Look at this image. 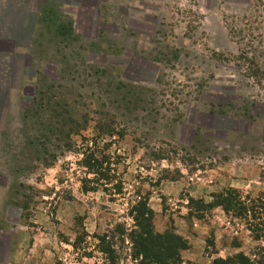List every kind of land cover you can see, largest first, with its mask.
Instances as JSON below:
<instances>
[{
  "label": "rangeland",
  "instance_id": "374dc122",
  "mask_svg": "<svg viewBox=\"0 0 264 264\" xmlns=\"http://www.w3.org/2000/svg\"><path fill=\"white\" fill-rule=\"evenodd\" d=\"M124 8L141 24L129 32ZM69 13L8 137L19 216L0 264H105L93 235L130 225L138 193L157 231L187 239L182 264L248 250L244 226L207 204L228 188L264 195V0L101 1L75 37ZM118 245L117 262L136 264Z\"/></svg>",
  "mask_w": 264,
  "mask_h": 264
},
{
  "label": "crops",
  "instance_id": "0c3cea01",
  "mask_svg": "<svg viewBox=\"0 0 264 264\" xmlns=\"http://www.w3.org/2000/svg\"><path fill=\"white\" fill-rule=\"evenodd\" d=\"M62 1L63 4L59 0H0V263L11 256L17 232L11 226H16L19 216L18 207L9 199L14 176L10 162L13 151L8 137L18 132V118L27 111V106L34 103L36 84L43 72L44 62H50L39 46L47 43L44 39L50 35L61 45L60 34L65 32L60 22L69 11L75 14L76 27L71 33L74 37L76 33L83 34V14L87 18L89 15L86 21L91 24L86 22L84 26L90 29L94 22L92 16L95 19L92 12L98 9L97 4L107 2ZM55 23L58 36L50 31V25ZM62 46L65 47L64 44ZM50 66L46 65L47 70Z\"/></svg>",
  "mask_w": 264,
  "mask_h": 264
},
{
  "label": "trees",
  "instance_id": "16d2710c",
  "mask_svg": "<svg viewBox=\"0 0 264 264\" xmlns=\"http://www.w3.org/2000/svg\"><path fill=\"white\" fill-rule=\"evenodd\" d=\"M97 172L105 182L101 184V179L95 181L108 190L106 184L110 183L111 178ZM84 188L87 191L91 190L87 185ZM215 196L217 201L207 205L221 206L231 219L238 220L249 232L254 244L248 250H241L225 258H216L213 264H264V195L254 197L251 194H244L239 189L228 188ZM127 215L132 220L130 225L127 221L117 222L105 233L93 235L105 264H119L118 243L128 245L129 257L136 264L183 263L182 253L189 248L187 239L175 229L164 232L156 230V212L150 206L148 196L138 193L137 198L130 202ZM87 235L86 232L81 233L74 247H78ZM236 246L241 248L242 244Z\"/></svg>",
  "mask_w": 264,
  "mask_h": 264
},
{
  "label": "flooded vegetation",
  "instance_id": "af4514ba",
  "mask_svg": "<svg viewBox=\"0 0 264 264\" xmlns=\"http://www.w3.org/2000/svg\"><path fill=\"white\" fill-rule=\"evenodd\" d=\"M95 2V1H94ZM97 4V3H96ZM97 6H98V4H97ZM124 22H123V26H124V28L125 29H127V31L129 32V28L134 24V25H136V26H139V25H141L140 23H138V22H136V21H134L133 19H130V17H129V11L126 9L125 10V8H124ZM92 18H93V16H92ZM94 19V18H93ZM95 20V19H94ZM113 23V22H112ZM113 25H114V27H115V23H113ZM131 29V28H130ZM133 30V29H132ZM92 32H93V26L91 25V28H90V33L92 34ZM90 34V35H91Z\"/></svg>",
  "mask_w": 264,
  "mask_h": 264
}]
</instances>
